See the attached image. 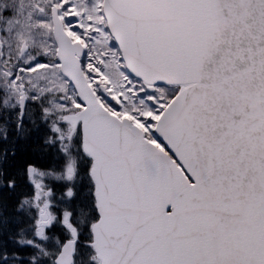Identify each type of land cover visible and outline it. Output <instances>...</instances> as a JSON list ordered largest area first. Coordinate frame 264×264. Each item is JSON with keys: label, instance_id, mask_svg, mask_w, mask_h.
Masks as SVG:
<instances>
[{"label": "snow or ice", "instance_id": "obj_1", "mask_svg": "<svg viewBox=\"0 0 264 264\" xmlns=\"http://www.w3.org/2000/svg\"><path fill=\"white\" fill-rule=\"evenodd\" d=\"M0 264H264V0H0Z\"/></svg>", "mask_w": 264, "mask_h": 264}]
</instances>
